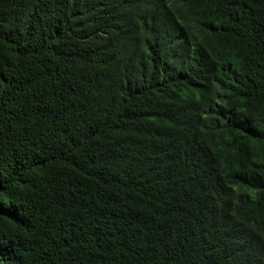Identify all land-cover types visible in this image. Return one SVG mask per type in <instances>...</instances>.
Wrapping results in <instances>:
<instances>
[{
	"label": "trees",
	"instance_id": "obj_1",
	"mask_svg": "<svg viewBox=\"0 0 264 264\" xmlns=\"http://www.w3.org/2000/svg\"><path fill=\"white\" fill-rule=\"evenodd\" d=\"M0 264H264V0H0Z\"/></svg>",
	"mask_w": 264,
	"mask_h": 264
}]
</instances>
